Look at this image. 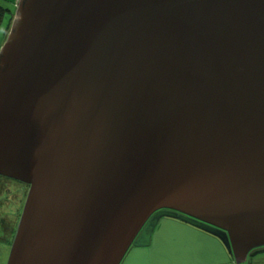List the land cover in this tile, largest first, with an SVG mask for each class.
I'll return each instance as SVG.
<instances>
[{
    "label": "water",
    "instance_id": "water-1",
    "mask_svg": "<svg viewBox=\"0 0 264 264\" xmlns=\"http://www.w3.org/2000/svg\"><path fill=\"white\" fill-rule=\"evenodd\" d=\"M6 264H120L161 217L264 251V0H18L0 177Z\"/></svg>",
    "mask_w": 264,
    "mask_h": 264
},
{
    "label": "crops",
    "instance_id": "crops-1",
    "mask_svg": "<svg viewBox=\"0 0 264 264\" xmlns=\"http://www.w3.org/2000/svg\"><path fill=\"white\" fill-rule=\"evenodd\" d=\"M17 1L11 0L15 9ZM14 12L15 10L11 13L9 23L0 37V47L7 37ZM1 183L3 186L0 188V264H6L27 189L23 186L24 184L18 185L17 189L11 190L9 186L6 189L4 184L7 182L2 178H0ZM171 225L181 229L184 233L183 236L163 241L165 253L152 256V237L148 247L132 249L120 264H172L173 260L168 259H174L177 255L168 256L167 254L171 252L172 248L184 243L188 245L189 252L186 255V260L180 264H237V262L238 264H264V251L254 255L250 261L239 260L236 262V259L230 256L216 236L184 223L171 222ZM179 239L180 241H177ZM139 253H143L142 258L135 257ZM177 259L179 260V258Z\"/></svg>",
    "mask_w": 264,
    "mask_h": 264
},
{
    "label": "rangeland",
    "instance_id": "rangeland-1",
    "mask_svg": "<svg viewBox=\"0 0 264 264\" xmlns=\"http://www.w3.org/2000/svg\"><path fill=\"white\" fill-rule=\"evenodd\" d=\"M0 1L2 2V4L7 9L4 12V18L0 22V37H1L2 33L4 32V30L6 29L8 23H9L11 13L15 10V6H13L11 4V0H0ZM1 177H2V179L6 180V182H7L6 184H4L6 189H7V186H9L11 190L17 189L19 187L18 185L24 184L23 186L28 191L29 186L26 183H23L17 179L10 178V177H4V176H1ZM2 186H3V183L0 184V188ZM26 195L24 197L23 203L25 202ZM171 222L181 223L180 221L172 219L170 217H161L158 220L157 224L155 225L154 229L152 230V233H151V238L153 237L151 239V246L153 248L152 249V256L155 257V256L162 254L163 252L164 253L166 252L165 245H163V241H165L166 239H174L178 236H183L184 232L181 229L171 225ZM177 241H180V239ZM148 246L149 245H147V246H133L127 252V254L134 248H143V247H148ZM188 252H189L188 251V245H185V243L183 245H178L177 247L172 248L171 252L167 254L168 256H170V255L171 256L177 255V256L174 259H168V260H173L172 264H180V263H182V261L186 260V255ZM127 254L125 255V257L127 256ZM142 256H143V253H139L138 255H135V257H139V258H142ZM177 258H179V260ZM237 264H238V262H237Z\"/></svg>",
    "mask_w": 264,
    "mask_h": 264
},
{
    "label": "trees",
    "instance_id": "trees-1",
    "mask_svg": "<svg viewBox=\"0 0 264 264\" xmlns=\"http://www.w3.org/2000/svg\"><path fill=\"white\" fill-rule=\"evenodd\" d=\"M7 9H6V7L2 4V2L0 1V22L2 21V19L4 18V12L6 11ZM172 219H174V218H172ZM175 220H177V219H175ZM178 221H180V220H178ZM181 223H184V224H188V223H186V222H183V221H180ZM188 225H190V226H193V225H191V224H188ZM194 228H197V227H195V226H193ZM199 229V228H198ZM227 251V250H226ZM230 256H232V255H230ZM233 257V256H232Z\"/></svg>",
    "mask_w": 264,
    "mask_h": 264
},
{
    "label": "flooded vegetation",
    "instance_id": "flooded-vegetation-1",
    "mask_svg": "<svg viewBox=\"0 0 264 264\" xmlns=\"http://www.w3.org/2000/svg\"><path fill=\"white\" fill-rule=\"evenodd\" d=\"M2 178V177H1ZM28 185V184H27ZM29 186V185H28Z\"/></svg>",
    "mask_w": 264,
    "mask_h": 264
}]
</instances>
